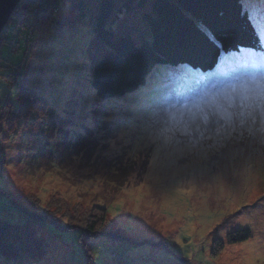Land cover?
<instances>
[{
    "label": "rangeland",
    "instance_id": "374dc122",
    "mask_svg": "<svg viewBox=\"0 0 264 264\" xmlns=\"http://www.w3.org/2000/svg\"><path fill=\"white\" fill-rule=\"evenodd\" d=\"M78 1L95 2L18 5L9 21L13 46L0 50L21 63L7 78L0 65V103L12 101L17 85L54 103L51 117L32 114L10 129V102L0 106V216L24 224L42 214L58 223L28 222L49 243L46 259L33 264H83V252L88 264L92 256L94 264H121L120 256L126 264H264V0H242L260 50L222 54L205 73L156 66L139 90L107 101L89 85L88 26L59 27ZM27 32L29 42L15 48ZM84 146L109 169L126 167L130 184L107 193L98 169L78 155ZM42 154L50 171L40 170ZM64 158L88 172L69 181ZM96 205L106 217L91 238L73 220L85 221ZM243 229L251 238L229 244L227 234Z\"/></svg>",
    "mask_w": 264,
    "mask_h": 264
},
{
    "label": "trees",
    "instance_id": "16d2710c",
    "mask_svg": "<svg viewBox=\"0 0 264 264\" xmlns=\"http://www.w3.org/2000/svg\"><path fill=\"white\" fill-rule=\"evenodd\" d=\"M52 1L55 3V0H39L40 8L48 7ZM94 1L91 8L87 4L89 1L73 3L71 9L75 12V16L71 17L74 19L65 18L59 23V27L72 24L88 26L90 39L86 44V49L91 57L89 85L98 101H107L136 92L145 85L149 74L156 66L182 65L205 73L216 68L222 54L238 52L241 49L260 50L262 46L254 25L243 8L242 0ZM21 4H23L22 9L28 8L26 0H20L19 5ZM11 19L12 16L9 21ZM9 21L0 36V50L6 46H13L10 33L14 29V24L12 25ZM131 21L134 22V26L130 25ZM33 26L30 23V28ZM30 32L24 33L23 41L16 39L15 48L29 42L32 37ZM136 33L139 38L136 37ZM20 64H10L9 60L0 53V65L5 70L10 69L11 71L3 72L1 76L15 77ZM16 80H14L15 83ZM16 88L12 101L11 98L5 97L3 98L4 103H0L2 106L7 100L10 102L11 110L5 117H9V121L15 124L9 129L15 125L19 126L24 120L27 121L32 114L45 117L54 112L52 99L53 104L51 105L45 98L37 96L32 89L21 85H17ZM51 146L54 145L48 143L45 149ZM84 154L88 156L91 163L89 168L98 169V173L95 174L107 187V193L115 191L114 193L117 194L120 189L130 184L128 182L130 178L125 176L124 168L126 170V167L117 163L109 169L105 159L102 162L99 159L100 156L95 159L96 155L91 154L85 146L79 150L78 155L84 156ZM39 157L42 160L38 158L37 161L46 163V154L39 155ZM49 159L51 160L50 165L56 163L53 157ZM63 160L68 161L64 167L66 172L63 175L69 181L72 177H76V174L81 177L88 172L84 171L85 168H76V172L73 171L72 161L68 158L62 159V166L65 164ZM2 162L3 153L0 152V164ZM45 165L40 170L50 171L47 163ZM100 169L103 170L102 173H105L104 177L98 175ZM92 210H94L93 214L90 213L86 220H83L84 222L79 217L72 219L77 224V228L82 226V235H89L91 238L100 235L97 228L104 224L106 217L103 207L96 205ZM28 216L27 221L34 224L37 222L52 227L58 225L57 222L42 214L37 215L39 217ZM66 216L67 220L72 218L71 214ZM28 222L19 224L17 221L0 216L1 264L5 262L33 264L46 259L49 243L45 237L44 239L33 235L28 229ZM250 238L251 233L248 229L235 230L227 234L228 243L231 245L245 242ZM81 250L83 252L82 248ZM88 250L92 256L91 249L88 248ZM111 252H106V255L116 260L110 255ZM83 254L85 258L83 264H88L87 256L84 252ZM120 257L122 258L121 264L123 261L126 264V258ZM79 263H82V259ZM91 264H94L93 256Z\"/></svg>",
    "mask_w": 264,
    "mask_h": 264
},
{
    "label": "water",
    "instance_id": "95a60500",
    "mask_svg": "<svg viewBox=\"0 0 264 264\" xmlns=\"http://www.w3.org/2000/svg\"><path fill=\"white\" fill-rule=\"evenodd\" d=\"M19 3L20 0H0V36Z\"/></svg>",
    "mask_w": 264,
    "mask_h": 264
}]
</instances>
